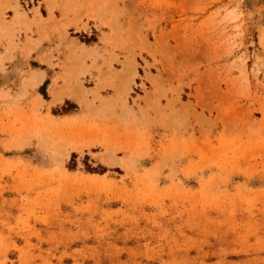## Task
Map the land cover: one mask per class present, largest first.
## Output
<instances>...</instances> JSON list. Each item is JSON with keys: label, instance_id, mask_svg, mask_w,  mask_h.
Wrapping results in <instances>:
<instances>
[{"label": "rangeland", "instance_id": "374dc122", "mask_svg": "<svg viewBox=\"0 0 264 264\" xmlns=\"http://www.w3.org/2000/svg\"><path fill=\"white\" fill-rule=\"evenodd\" d=\"M0 264H264V0H0Z\"/></svg>", "mask_w": 264, "mask_h": 264}, {"label": "bare ground", "instance_id": "6f19581e", "mask_svg": "<svg viewBox=\"0 0 264 264\" xmlns=\"http://www.w3.org/2000/svg\"><path fill=\"white\" fill-rule=\"evenodd\" d=\"M43 76H44V74H43ZM42 79H43V78H42ZM41 81H42V80H41ZM41 81H40V82H41Z\"/></svg>", "mask_w": 264, "mask_h": 264}, {"label": "crops", "instance_id": "0c3cea01", "mask_svg": "<svg viewBox=\"0 0 264 264\" xmlns=\"http://www.w3.org/2000/svg\"><path fill=\"white\" fill-rule=\"evenodd\" d=\"M11 16V15H10Z\"/></svg>", "mask_w": 264, "mask_h": 264}]
</instances>
